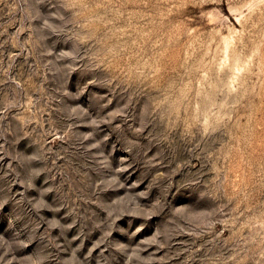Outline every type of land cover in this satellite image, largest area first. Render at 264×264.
Returning <instances> with one entry per match:
<instances>
[{
	"label": "rangeland",
	"instance_id": "obj_1",
	"mask_svg": "<svg viewBox=\"0 0 264 264\" xmlns=\"http://www.w3.org/2000/svg\"><path fill=\"white\" fill-rule=\"evenodd\" d=\"M0 264H264V0H0Z\"/></svg>",
	"mask_w": 264,
	"mask_h": 264
}]
</instances>
